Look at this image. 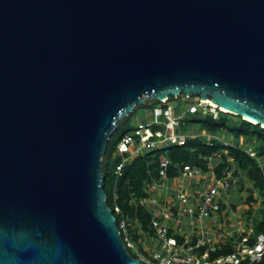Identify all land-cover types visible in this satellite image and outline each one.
I'll return each mask as SVG.
<instances>
[{
  "label": "water",
  "instance_id": "water-1",
  "mask_svg": "<svg viewBox=\"0 0 264 264\" xmlns=\"http://www.w3.org/2000/svg\"><path fill=\"white\" fill-rule=\"evenodd\" d=\"M181 95L264 127V0H0V264H145L102 158Z\"/></svg>",
  "mask_w": 264,
  "mask_h": 264
},
{
  "label": "trees",
  "instance_id": "trees-1",
  "mask_svg": "<svg viewBox=\"0 0 264 264\" xmlns=\"http://www.w3.org/2000/svg\"><path fill=\"white\" fill-rule=\"evenodd\" d=\"M180 97L182 95L176 98L170 96L168 103L159 102L161 106L155 107L166 109L169 103ZM147 105L148 100L146 99L143 106ZM207 106L210 108L209 105ZM137 108L138 106L129 116L118 122L102 158L103 184L107 194V203L116 218L122 237L124 236L120 227L122 223H125L127 231L129 229L132 231L133 237L130 238L134 243H138L141 235L137 234L138 230L153 234L152 208L143 203L142 199L154 195V186L162 179L160 171L164 161L168 162L166 166V178L168 179L180 176L184 166H191L201 172L211 170L219 179L230 175L231 189L236 187L248 193L244 200L249 205L247 216L252 221L259 215L251 233L257 236L264 232V127L240 116L234 115L236 117L234 118L231 114L219 109L216 110V117L209 110L189 109L180 121L179 131L184 132L187 128L195 126L196 129L193 128V132L197 134L196 137L188 138L183 145L171 144L163 149L132 157L123 164L121 175L118 176L115 169L121 163L122 156L115 153L117 144L114 148L110 143L114 135L118 143L125 133L133 131L137 126L132 127L128 123ZM157 127L154 126V129ZM202 131H206L211 137L201 135ZM224 133L234 138L233 145L224 144L221 137ZM242 144L244 147L241 146ZM249 149L255 153V156L248 152ZM247 182L251 183V187H246ZM255 194L258 197L254 196ZM259 197L262 198L261 201ZM258 203L262 205L257 206ZM254 240L249 237L250 243ZM128 251L137 258L131 249ZM230 251L231 248L226 247L221 252L229 253ZM259 264H264V259Z\"/></svg>",
  "mask_w": 264,
  "mask_h": 264
},
{
  "label": "built area",
  "instance_id": "built-area-1",
  "mask_svg": "<svg viewBox=\"0 0 264 264\" xmlns=\"http://www.w3.org/2000/svg\"><path fill=\"white\" fill-rule=\"evenodd\" d=\"M182 97L189 99L193 95H182ZM196 97L199 105H204L206 108V104L210 105L208 101ZM166 101L163 103H166ZM217 109L210 106V111L214 113L215 117L217 116ZM182 117L170 105L166 109L155 107L153 109V119L149 124L138 123L133 131L125 133L117 143L115 153L122 156V161L116 166L115 173L120 176L123 164L132 157L152 150H160L171 144L183 145L188 138L196 137L197 134L194 132L185 134L179 131ZM160 125H162V129H152V126ZM205 136L211 137L208 134H205ZM224 144L232 145L225 142ZM248 152L255 156L253 151L248 150ZM167 164V161L162 163L163 168L160 171L162 178H166ZM181 176L186 179H205L203 172L191 166H184ZM231 187L230 175L221 179L215 177L210 185L199 192L180 190L176 195V200L183 212L194 216L197 221H201L208 218L212 213L221 210L223 207L222 195ZM259 201H261L260 197ZM142 202L152 208L151 228L156 247L149 252V255L138 249L128 235L125 223H122L120 227L124 234L121 237L127 249H131L137 258L145 264H259L264 259V232L258 234L253 243L249 242L248 237V234L252 232V228L245 227L243 224L240 226L239 236L230 240L217 242L211 236L202 232L194 240L190 235L179 239L170 232L169 227L159 218L154 209L162 206V201L151 196L143 198ZM163 208L164 211L169 212L167 205L164 204ZM116 209L118 210V208ZM226 247H230L231 251L222 253L221 251Z\"/></svg>",
  "mask_w": 264,
  "mask_h": 264
},
{
  "label": "crops",
  "instance_id": "crops-1",
  "mask_svg": "<svg viewBox=\"0 0 264 264\" xmlns=\"http://www.w3.org/2000/svg\"><path fill=\"white\" fill-rule=\"evenodd\" d=\"M205 134H207L206 131L201 132V135ZM203 173L205 179H186L181 175L171 179L162 178L161 181L154 186L155 193L153 196L162 201V206L154 208L155 211L159 218L169 227L170 232L177 238L179 237V239L190 235L194 240L201 232L205 235L211 236L217 242L238 237L241 231L239 230L241 223L239 222L238 217L230 219V210L234 213L236 209L238 210L242 206H247L248 208L249 205L243 201L240 195H238L239 189L236 187L229 189L231 190V193L228 194L229 199L225 198V193H223L221 198L223 207L220 211L212 213L208 218L201 221H197L194 216L183 212L181 206L177 202L176 195L180 190L199 192L204 187L210 185L216 177L211 170ZM164 204L169 208V212L164 211ZM137 234H141L139 236V241L142 250L138 248L140 251L144 252L145 250L151 251L154 249H151L149 246L151 242L155 241L153 234L142 232L141 230H138Z\"/></svg>",
  "mask_w": 264,
  "mask_h": 264
},
{
  "label": "rangeland",
  "instance_id": "rangeland-1",
  "mask_svg": "<svg viewBox=\"0 0 264 264\" xmlns=\"http://www.w3.org/2000/svg\"><path fill=\"white\" fill-rule=\"evenodd\" d=\"M147 100H148V105L147 106H143V105L138 106L136 112L133 113L132 117L130 118V120L128 122L130 126L134 127L140 122H143L145 124H149L152 121V119H153V108L155 106H161V105H160L158 100L157 101L156 100L153 101L152 99H147ZM166 103H168V100L166 101ZM168 105L172 106L173 110L176 113L181 114L182 116L186 115L188 110L192 109V108L201 109L203 111H208V110L210 111V108H208V106L206 108V106H204V105H199L198 101H197V97L194 96V95H193V97H191L189 99H185L184 97H180L178 100L173 101V102L169 103ZM206 105H209V104H206ZM163 109H165V108H163ZM219 110L225 112V110H223V109H219ZM231 116L234 117L233 114H231ZM234 118H236V117H234ZM193 128L196 129V127L194 126V127H191V128H187L186 131H184V132H182V131H180V132L187 134V133L193 132ZM152 129H154V126H152ZM156 129H162V125L158 126ZM156 129H154V130H156ZM221 137H222V139H223V141L225 143H231L232 145L234 144V138L230 134L224 133V135H222ZM116 140H117L116 136L114 135L113 138H112V141L110 143V144H112L114 146V148H115V146L117 144ZM241 146L244 147L243 144ZM249 150H251V149H249ZM246 187H251V183L247 182ZM230 193H231V190H227L225 192V195H224L225 198H228L229 197L228 194H230ZM247 194L248 193H247L246 190H244V191L239 190V193H238V195H240L242 197L243 201L246 199ZM254 196L258 197L256 194ZM260 205H262V204H260V203L257 204V206H260ZM247 209H248L247 206H245V207L242 206L238 210L236 209L234 213L230 210V212H231V214H230L231 218L230 219H233L234 217H238L239 222L241 224H243L245 227L247 226V227L255 228V225L257 223L259 215H257L252 220L253 221L252 222L251 219L247 216ZM128 233H129L130 237H133L132 231L130 229H129ZM248 237L256 239V235L254 233L248 234ZM135 245L140 250L142 249V246H141V243H140L139 239H138V243H135ZM149 246L151 247V249L155 248L156 247V242L155 241L151 242L149 244ZM149 251L150 250H147V251L145 250L144 253L146 255H149Z\"/></svg>",
  "mask_w": 264,
  "mask_h": 264
},
{
  "label": "bare ground",
  "instance_id": "bare-ground-1",
  "mask_svg": "<svg viewBox=\"0 0 264 264\" xmlns=\"http://www.w3.org/2000/svg\"><path fill=\"white\" fill-rule=\"evenodd\" d=\"M206 101V100H205ZM208 103H210V105H212L213 107H216L215 104L211 103L210 100L208 101ZM222 109V108H221ZM224 110V109H223Z\"/></svg>",
  "mask_w": 264,
  "mask_h": 264
},
{
  "label": "clouds",
  "instance_id": "clouds-1",
  "mask_svg": "<svg viewBox=\"0 0 264 264\" xmlns=\"http://www.w3.org/2000/svg\"><path fill=\"white\" fill-rule=\"evenodd\" d=\"M209 106H211V105H209Z\"/></svg>",
  "mask_w": 264,
  "mask_h": 264
}]
</instances>
